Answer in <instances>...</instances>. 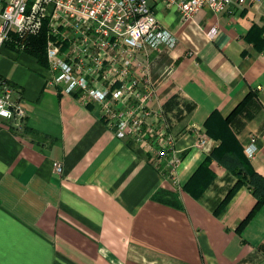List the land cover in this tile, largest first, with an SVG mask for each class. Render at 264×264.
<instances>
[{"label":"crops","instance_id":"obj_1","mask_svg":"<svg viewBox=\"0 0 264 264\" xmlns=\"http://www.w3.org/2000/svg\"><path fill=\"white\" fill-rule=\"evenodd\" d=\"M149 3L178 37L140 55L156 90L149 121L175 140L165 157L156 141L118 138L65 84L47 86V62L1 48L0 77L27 117L22 130L0 119V264H264V206L245 219L255 199L242 185L216 213L234 176L215 159L201 191L194 175L228 132L242 152L258 135L248 159L264 176V0L189 19Z\"/></svg>","mask_w":264,"mask_h":264},{"label":"built area","instance_id":"obj_2","mask_svg":"<svg viewBox=\"0 0 264 264\" xmlns=\"http://www.w3.org/2000/svg\"><path fill=\"white\" fill-rule=\"evenodd\" d=\"M150 0H0V50L12 38L44 32L49 74L47 86L65 84L85 104L97 108L100 118L118 138L132 137L138 143H158V156H168L172 136L156 133L149 121L157 117L150 107L155 85L148 62L140 55L161 46L172 48L178 37L161 25ZM175 7L183 19L205 7L214 13L234 5L262 0H160ZM6 13V14H5ZM23 20L17 22V14ZM215 28L208 32L210 37ZM23 49V45H19ZM27 110L21 94L9 80L0 77V119L15 129L25 126ZM205 144V138L201 140ZM258 149V135L243 145L247 158ZM180 163L173 152L169 168ZM54 169L62 173L60 162Z\"/></svg>","mask_w":264,"mask_h":264},{"label":"trees","instance_id":"obj_3","mask_svg":"<svg viewBox=\"0 0 264 264\" xmlns=\"http://www.w3.org/2000/svg\"><path fill=\"white\" fill-rule=\"evenodd\" d=\"M11 41L13 42L11 43L13 47L19 48V45H23L24 51L36 57L39 63L46 65V36L44 32L33 36L29 35L25 38H12ZM244 101L240 102L238 106L242 105ZM226 134V137L222 139V143L203 159L194 175L198 172V176L201 177L198 185V190L201 191L212 181V173L207 169L210 160L215 159L225 165L229 173L234 176V179L232 184L227 188L223 198L216 203L214 212L219 213L236 190L242 185H246L251 190L255 199L253 206L247 213L245 218L247 219L257 209L264 206V176L253 169L249 159L243 154L234 136L228 132ZM203 166L206 168L205 171L201 169ZM228 177L230 178L231 176Z\"/></svg>","mask_w":264,"mask_h":264},{"label":"clouds","instance_id":"obj_4","mask_svg":"<svg viewBox=\"0 0 264 264\" xmlns=\"http://www.w3.org/2000/svg\"><path fill=\"white\" fill-rule=\"evenodd\" d=\"M22 20H23V14L22 13L17 14V22H20Z\"/></svg>","mask_w":264,"mask_h":264}]
</instances>
